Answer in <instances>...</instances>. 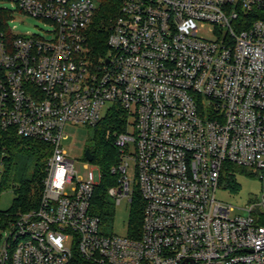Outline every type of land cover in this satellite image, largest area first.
Wrapping results in <instances>:
<instances>
[{"label": "built area", "instance_id": "2783aa9c", "mask_svg": "<svg viewBox=\"0 0 264 264\" xmlns=\"http://www.w3.org/2000/svg\"><path fill=\"white\" fill-rule=\"evenodd\" d=\"M17 5L51 29L20 34L0 12V130L53 149L40 205L4 228L0 264H264V0H124L97 60L87 44L97 0ZM116 104L134 133H115L108 192L132 201L134 156L138 237L105 231L91 212L102 172L85 155L82 173L63 145L68 124L96 126ZM230 164L262 181L246 215L216 198Z\"/></svg>", "mask_w": 264, "mask_h": 264}, {"label": "trees", "instance_id": "16d2710c", "mask_svg": "<svg viewBox=\"0 0 264 264\" xmlns=\"http://www.w3.org/2000/svg\"><path fill=\"white\" fill-rule=\"evenodd\" d=\"M99 3L92 21L87 29V41L90 48V57L97 60L108 51V38L112 31L113 19L122 12L124 0H97ZM5 23L11 13L5 14ZM130 114L120 105L110 107L102 120L94 127L91 144L88 148L94 155L93 163L98 164L102 171V178L96 187L91 212L100 217L105 231L114 216V209L109 188L118 183V174L113 167L120 162L118 147L114 138L107 137L109 130L120 133L127 130ZM0 149L5 153L4 172L0 184V191L9 187L15 191L13 206L7 211L0 210V228H8L10 221L18 212L36 209L40 205L46 165L52 146L42 140L20 136L14 130H0ZM246 172L230 164L225 168L222 181L237 188L236 172ZM145 201L138 189H135L132 198V210L128 225V234L140 236L142 230ZM1 238V237H0Z\"/></svg>", "mask_w": 264, "mask_h": 264}, {"label": "rangeland", "instance_id": "374dc122", "mask_svg": "<svg viewBox=\"0 0 264 264\" xmlns=\"http://www.w3.org/2000/svg\"><path fill=\"white\" fill-rule=\"evenodd\" d=\"M0 12L3 21L5 20V14L7 12L11 13V17L8 18L7 22L17 33L39 34L44 37L49 36L48 31L51 29V24L19 10L17 0H0ZM109 109L110 107L108 108V111ZM134 120V116H130L126 127L127 131L131 134L134 133ZM94 127L95 126H87L84 124H68L65 129L68 137L63 141V145L75 159L76 168L81 169L82 173L85 171L84 163L87 162L85 151L91 144ZM107 137L115 138V133L113 134L112 131L109 130L107 132ZM129 151L132 154L135 153V149L132 144L130 145ZM92 164L96 166L95 173L99 175L101 171L100 166L95 163ZM240 168L246 169L243 167H239V169ZM127 175L131 182V188L134 190L138 189L136 184L137 168L134 156L129 158ZM236 183L238 187L233 188L232 186L226 184L223 179L216 192V198L217 200L223 201L227 204H232L236 207V209L232 212V215H246L248 211L243 207L249 205L254 199L259 198L262 189V181L258 175L251 173L249 170H246V172L240 170L236 172ZM14 198L15 191L13 188L9 187L0 191V210L7 211L11 209ZM111 200L113 203L114 216L112 220H110V225L106 226V228H108L107 231L119 235H127L132 210V201H130L128 197H124L120 203H118L113 197H111ZM6 235L7 231L0 228V251Z\"/></svg>", "mask_w": 264, "mask_h": 264}, {"label": "water", "instance_id": "95a60500", "mask_svg": "<svg viewBox=\"0 0 264 264\" xmlns=\"http://www.w3.org/2000/svg\"><path fill=\"white\" fill-rule=\"evenodd\" d=\"M85 155H86L87 158H88L89 160H91V161L94 159V155H93V153L91 152V150H90L89 148L86 149V151H85Z\"/></svg>", "mask_w": 264, "mask_h": 264}]
</instances>
